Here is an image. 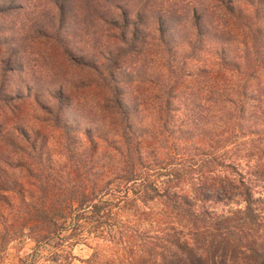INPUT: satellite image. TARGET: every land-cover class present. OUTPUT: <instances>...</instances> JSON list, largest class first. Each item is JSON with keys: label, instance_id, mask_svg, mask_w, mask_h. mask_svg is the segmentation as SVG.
<instances>
[{"label": "clouds", "instance_id": "1", "mask_svg": "<svg viewBox=\"0 0 264 264\" xmlns=\"http://www.w3.org/2000/svg\"><path fill=\"white\" fill-rule=\"evenodd\" d=\"M161 160L168 176L157 180ZM221 162L245 173L244 186L222 179ZM257 171L264 0H0V264L41 259L20 251L31 225L16 207H67L75 224L123 196L99 193L121 172L161 193L140 205L155 219L133 230L124 264H264Z\"/></svg>", "mask_w": 264, "mask_h": 264}, {"label": "trees", "instance_id": "2", "mask_svg": "<svg viewBox=\"0 0 264 264\" xmlns=\"http://www.w3.org/2000/svg\"><path fill=\"white\" fill-rule=\"evenodd\" d=\"M225 39H231V37H226ZM217 59L219 61L224 60L223 49L218 54ZM215 67V65H213ZM204 71H207L205 69ZM223 75L225 77L228 76V72L225 70ZM143 147V145H141ZM227 147V144L224 145ZM119 150V149H118ZM202 155H207V150H202L200 153ZM174 161H169L168 163H173ZM155 165L161 169L159 175L156 176L157 180L164 179L168 176V173L163 169L168 165L165 164L164 161H154ZM140 167H151L150 165L146 166L141 164ZM220 167L224 169L226 175L222 177V179L229 180L231 183V177L235 176L239 179L240 186H244L245 182V173L240 171V169L235 164H227L226 166L221 162ZM155 175V173H153ZM253 175L257 177V179H264V172H253ZM116 181L121 183L124 187H117L116 193H109L106 191L109 185H107L106 189H102L103 195L108 196L112 195L115 197L120 192H123V196L120 199L113 200H103L102 203H95L92 205V216L85 218L83 213H77L75 215V220L77 223L70 224L69 219L72 218L67 216L66 213L73 212L68 209L67 212L65 210L62 213L63 223L59 219H53L45 222L43 225L44 237L43 240H49L50 238L56 237L61 239L62 241H71L74 239V232L76 231V227L79 226L80 222L83 221V224L80 226H85L91 223L92 227L95 228L96 232L99 233L98 237H103V241L110 242L114 244L116 248L124 252V248L128 240L132 239L133 230L139 232L141 227L151 228V221L155 219V217L149 216L146 212H141L140 205H143L144 208H147V202L154 200L156 197L160 196L161 193L157 189L155 182L148 183L144 186V188L137 189L133 187V181L138 178L135 172L132 173H118L116 174ZM96 193V192H95ZM153 193L155 195H153ZM245 193L249 199H251V192L248 188H245ZM93 194V193H92ZM227 195V193H225ZM98 196V197H96ZM143 196V198H141ZM95 200H100L101 197L99 194L95 195ZM231 200V197H228ZM223 200V197L218 196L217 201L220 202ZM87 200L82 201L79 204V208H83L84 204ZM88 202V201H87ZM73 210L74 206L71 207ZM139 213V215H138ZM205 215H210V213L205 210ZM133 221L135 223H133ZM90 227V228H92ZM73 231L68 234L70 230ZM67 233L68 235H63ZM121 248V249H120ZM134 249H128V252H133ZM122 253L113 252L110 254L101 253L96 249V251L88 258L85 263L86 264H124V261L121 259ZM131 264H145L143 260H136L131 262ZM193 264H198V262L194 261Z\"/></svg>", "mask_w": 264, "mask_h": 264}, {"label": "rangeland", "instance_id": "3", "mask_svg": "<svg viewBox=\"0 0 264 264\" xmlns=\"http://www.w3.org/2000/svg\"><path fill=\"white\" fill-rule=\"evenodd\" d=\"M118 151V149H117ZM116 175L111 179H106L103 187L99 188V193L103 192L102 189H106L107 185H109L107 191L111 193L112 187L115 186L117 189L118 186L121 185L118 181H116ZM31 187V185H28ZM105 191V192H107ZM93 192L91 194V199H95V195L99 194ZM19 195V194H18ZM113 195V194H112ZM98 197V196H96ZM4 204L8 205L9 209H12L14 205L11 201L5 197ZM87 203V201H86ZM23 204V201H21ZM77 208L79 204H72L71 207ZM69 208L65 207L62 210L58 209L55 204H50L47 209H37L33 207L31 209L30 214L23 207H16L17 217L19 218L20 224L22 227H27L31 225L30 228L27 229V232H21V240H20V251L23 253H28V255L37 257L39 256L41 259L39 264H86L85 261L90 258V256L98 249L101 253L110 254L113 252L122 253L123 250L119 251L114 244L110 242L103 241V237H98L99 233L96 232L95 228L79 226L76 227V231L74 232V239L71 241H62L59 238L53 237L49 240H43L44 232L42 230L43 224L49 220L59 219L63 221L62 213L68 211ZM5 209L2 204H0V223H6L8 220V216L4 215ZM67 216L71 217L72 213H66ZM16 225H9V227H15ZM39 229V236L34 237L32 235ZM73 231L70 230L68 234ZM67 233L63 235H68ZM55 241L54 243L52 241ZM53 253L51 256L48 253ZM47 257V259H44ZM25 264L27 262L25 261Z\"/></svg>", "mask_w": 264, "mask_h": 264}]
</instances>
